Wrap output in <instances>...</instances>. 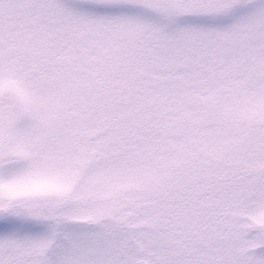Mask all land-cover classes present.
<instances>
[{"label":"snow or ice","instance_id":"obj_1","mask_svg":"<svg viewBox=\"0 0 264 264\" xmlns=\"http://www.w3.org/2000/svg\"><path fill=\"white\" fill-rule=\"evenodd\" d=\"M0 264H264V0H0Z\"/></svg>","mask_w":264,"mask_h":264}]
</instances>
